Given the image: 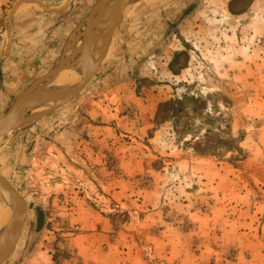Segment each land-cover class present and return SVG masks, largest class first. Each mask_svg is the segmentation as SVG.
Instances as JSON below:
<instances>
[{"label":"rangeland","instance_id":"obj_1","mask_svg":"<svg viewBox=\"0 0 264 264\" xmlns=\"http://www.w3.org/2000/svg\"><path fill=\"white\" fill-rule=\"evenodd\" d=\"M99 2L0 0V119L89 77L0 139L3 264H264V0Z\"/></svg>","mask_w":264,"mask_h":264},{"label":"water","instance_id":"obj_2","mask_svg":"<svg viewBox=\"0 0 264 264\" xmlns=\"http://www.w3.org/2000/svg\"><path fill=\"white\" fill-rule=\"evenodd\" d=\"M72 1L73 0H70V3ZM111 2H112V0H100V2L98 3L96 10L94 12L96 14V18L93 20L92 24L89 27V42L90 43L94 44V43H96V41H98L97 31L99 28V22L98 21H99V17H100L101 8L104 7L105 5L110 4ZM115 11L117 13H119L120 8H118V6H116ZM105 24H104V26H105ZM106 27H108L110 31L113 28L109 24H107ZM93 44H92V46H93ZM90 45L88 46V54L86 56V59H87L86 62L87 63L91 60V56H92V52H93L92 47H90ZM76 65H78V64H76ZM76 65H74V66L73 65H71V66L60 65V66L56 67L55 69H53L52 71H50L46 76H44L40 80L34 82L27 91H25L23 94H21V96L19 98H17V100L14 102V104L11 106V108L7 111V113L0 119V131H2L5 127H7L10 124L14 115L18 111L25 109V107L27 105L26 104V98H28V96L30 95L31 91L34 88H36L39 85L49 81L57 73L62 72V71H66L70 68L75 67ZM88 80H89V77H84L81 80L80 84L78 85V87L76 88L74 93L72 94V97L75 96L76 94H78L83 89V87L88 82ZM15 195L17 196L20 204L22 205L23 218L24 219H23L22 224L18 228L17 232L13 235L12 245H11V238L12 237H9V235L0 236V248H4V249H9V247H10V249L14 248V246H15L16 242L18 241V238L21 234L22 226L24 224V220L26 218V213L28 211V205L26 204V202L21 197H19L16 193H15Z\"/></svg>","mask_w":264,"mask_h":264},{"label":"bare ground","instance_id":"obj_3","mask_svg":"<svg viewBox=\"0 0 264 264\" xmlns=\"http://www.w3.org/2000/svg\"><path fill=\"white\" fill-rule=\"evenodd\" d=\"M113 1V0H112ZM125 1V0H124ZM126 2H127V0H126ZM122 3V2H121ZM120 3V4H121ZM110 6H111V4H110ZM122 6H123V4H122ZM122 6L120 7V9L122 8ZM125 6V5H124ZM121 11V10H120ZM114 13H117L116 11L114 12ZM114 13H113V15H114ZM102 14V13H101ZM101 14H100V17H99V24H101L102 22H103V24H105V23H108L109 22V20H108V22L107 21H105V23H104V18L105 17H103V16H101ZM104 14V13H103ZM105 14H106V12H105ZM107 14H108V12H107ZM106 16V15H105ZM107 18V17H106ZM117 19V18H116ZM112 20H114V19H112ZM89 23H90V21L88 22V24L87 25H89ZM104 26V25H103ZM88 28V27H87ZM103 28V27H102ZM104 29V28H103ZM106 29V28H105ZM104 29V30H105ZM100 30V29H99ZM102 30V29H101ZM98 32V31H97ZM88 33V32H87ZM102 33V32H101ZM86 35V34H85ZM82 36H84L83 34H82ZM87 37V36H86ZM99 38V37H98ZM87 39V38H86ZM85 39V40H86ZM88 44V43H87ZM99 47V46H98ZM92 48L94 49V50H96V48H97V44L96 45H93L92 46ZM104 48V47H103ZM101 49V48H100ZM88 50V49H87ZM84 52L85 53H88L87 51H86V49L84 50ZM83 55V54H82ZM87 55V54H86ZM92 56H95V55H93L92 54ZM84 57V56H83ZM94 59V58H93ZM92 60V59H91ZM98 60V59H97ZM86 62V61H85ZM84 64V63H83ZM90 65H91V63H90ZM82 66V65H81ZM85 66H88V65H85ZM82 68V67H81ZM86 68V67H85ZM88 69V68H87ZM81 70V69H80ZM67 71V70H66ZM82 71H80L79 73H81ZM66 74H68V72L66 73ZM71 74L73 75V78H74V80H73V82H72V80H67V83H66V86L64 85V74L63 73H61L60 75H61V81L59 80V78H55L54 80H52V82H50V84L48 85V86H45V91L44 92H40L39 94L37 93V92H35V94H33V95H29L28 96V98H26V107H25V109H23V110H21V111H18L15 115H14V117H13V119H12V121L10 122V124L7 126V127H5L2 131H0V139L8 132V131H12V130H14V131H16L18 128H20L21 126H19V124L18 123H15L16 122V120L15 119H17V117L19 116V115H21V114H25V113H34V112H40L41 111V108H35V107H33V105H35V103H37V104H39V103H43V102H46V101H49V100H51V99H53V97L56 95V93H58V92H61L62 90H63V87H65V89H64V93H63V99H66V98H68V97H70L71 96V85H73V86H76L78 83H79V76H78V74H77V72H71ZM84 74V73H83ZM69 75H70V72H69ZM87 75V74H86ZM81 76V75H80ZM85 77V75H83V78ZM82 78V79H83ZM47 87V88H46ZM37 93V94H36ZM56 100V99H55ZM36 104V105H37ZM28 107H33L32 109L30 108V109H27ZM28 119V118H27ZM15 120V121H14ZM21 122V121H20ZM4 230H5V225H4V221H3V218H2V215H1V213H0V236H3V235H9V237H10V234H11V232L13 231V228L11 227V228H8L7 230H6V233H3L4 232ZM9 249H10V247H9ZM9 249H4V248H2V249H0L1 251H0V264H3V262L5 261V259L8 257V253H9Z\"/></svg>","mask_w":264,"mask_h":264},{"label":"trees","instance_id":"obj_4","mask_svg":"<svg viewBox=\"0 0 264 264\" xmlns=\"http://www.w3.org/2000/svg\"><path fill=\"white\" fill-rule=\"evenodd\" d=\"M177 104H179V102H178V101H175V102L170 103L169 106H170V107H174V106H176Z\"/></svg>","mask_w":264,"mask_h":264}]
</instances>
